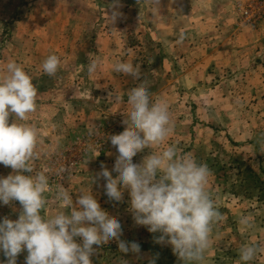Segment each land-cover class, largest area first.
Returning a JSON list of instances; mask_svg holds the SVG:
<instances>
[{"label":"rangeland","instance_id":"rangeland-1","mask_svg":"<svg viewBox=\"0 0 264 264\" xmlns=\"http://www.w3.org/2000/svg\"><path fill=\"white\" fill-rule=\"evenodd\" d=\"M247 1L234 0L232 11L235 29L252 34V65L239 61L232 67L216 63L218 54L213 61L204 58L205 52L214 53L209 39L223 27L214 12L224 7L220 0H160L156 9L150 0H119L120 15L113 23V0H0V73L14 60L37 88V110L28 123L40 134L34 169L49 176L45 214L56 210L58 186L72 192L74 204L81 188L91 190L109 218L120 221V239L141 246L140 253L125 254L111 240L94 251L92 264H149L153 259L183 264L174 259L170 244L156 242L159 233L134 222L128 191L112 204L106 181L98 176L102 166L113 168L116 150L110 137L124 131L128 93L139 85L147 87L153 102L163 98L169 105L172 130L160 150L175 146L178 154L210 170L207 190L221 218L212 225L200 264H240V248L253 244L259 251L249 264H264V19L255 27L243 22L237 4ZM180 11L190 26L170 35L171 21L182 19ZM50 54L61 60L54 76L41 70ZM90 58L102 61L94 74L88 72ZM118 61L138 66L139 76L113 71ZM150 152L145 148L133 162L142 163ZM12 173L0 164V177ZM21 211L18 201L0 205V219H18ZM244 216L253 221L246 231L239 223ZM26 256L27 251L18 254L17 264H26ZM0 261H7L2 252Z\"/></svg>","mask_w":264,"mask_h":264},{"label":"clouds","instance_id":"clouds-1","mask_svg":"<svg viewBox=\"0 0 264 264\" xmlns=\"http://www.w3.org/2000/svg\"><path fill=\"white\" fill-rule=\"evenodd\" d=\"M150 3L156 9L160 0ZM113 5L109 15L112 23L120 15L115 8L119 0H113ZM101 63L90 58L89 74H94ZM60 66V58L50 54L41 70L54 76ZM112 69L139 76L138 66L131 62L118 61ZM36 98L33 77L16 61H9L0 73V164L10 167L13 173L0 177V205L18 201L22 211L18 219H0V252L7 257L6 264H17L22 251H27L26 264H92L94 251L114 239L121 253H140L139 243L120 239V221L109 218L91 190L81 188L74 204L72 192L58 186L54 194L56 210L45 214L49 176L46 170L34 169L40 134L28 123L30 114L37 110ZM113 99L119 102L121 97L114 94ZM10 113L15 114L11 124ZM123 114L124 131L110 137L116 150L113 168L109 171L102 166L98 173L106 181V197L118 204L127 190L128 210L134 222L150 233H159L156 242L170 244L183 264H200L209 247L212 225L221 218L207 190L209 168L189 155L178 154L175 146L160 150L172 130L169 105L163 98L153 102L144 85L128 93L127 112ZM145 148L151 149L150 154L142 163H134L133 157ZM239 223L242 231L253 226L247 216L241 217ZM77 237L82 242H77ZM258 251L254 244L241 247L240 264H249ZM149 264H155V260Z\"/></svg>","mask_w":264,"mask_h":264},{"label":"crops","instance_id":"crops-1","mask_svg":"<svg viewBox=\"0 0 264 264\" xmlns=\"http://www.w3.org/2000/svg\"><path fill=\"white\" fill-rule=\"evenodd\" d=\"M233 2L234 0H220V3L224 5V7H216V10H214L217 18V25H223V27L219 26V28H221V32L216 38H214V36V39H209L210 41H213V48L214 46L216 47V49H214V53H211L212 51H207L204 53V58H208L209 60L216 59L215 54H218L219 59L216 60V63H225L224 66L228 65L234 67L237 66L240 61L243 62V65L249 67L252 65L253 38L251 37L252 34L248 32L247 29H235L236 19L235 16H233L234 14L232 11ZM172 13L173 15H178L174 12ZM181 13L182 19H173L171 21V25L168 27L170 35L178 33L182 28L186 29L190 26L189 20L184 19V17L189 18L187 14L183 12ZM167 16H170V12L167 13ZM179 22L181 24H178ZM167 38L170 37L168 36ZM174 44L176 45V43ZM261 49H259V53ZM218 52L223 54L221 55ZM229 57L230 60L228 62L225 61L226 58ZM191 61L194 60L192 59ZM194 64H199V61Z\"/></svg>","mask_w":264,"mask_h":264},{"label":"built area","instance_id":"built-area-1","mask_svg":"<svg viewBox=\"0 0 264 264\" xmlns=\"http://www.w3.org/2000/svg\"><path fill=\"white\" fill-rule=\"evenodd\" d=\"M242 20L251 27L257 26L264 19V0H248L246 4L238 3Z\"/></svg>","mask_w":264,"mask_h":264},{"label":"trees","instance_id":"trees-1","mask_svg":"<svg viewBox=\"0 0 264 264\" xmlns=\"http://www.w3.org/2000/svg\"><path fill=\"white\" fill-rule=\"evenodd\" d=\"M174 259H178V260H180L178 257H175Z\"/></svg>","mask_w":264,"mask_h":264}]
</instances>
